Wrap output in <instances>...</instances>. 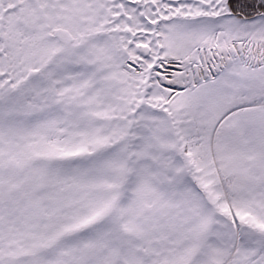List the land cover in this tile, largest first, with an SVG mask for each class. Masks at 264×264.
I'll return each mask as SVG.
<instances>
[{"label": "snow or ice", "instance_id": "6c2138e0", "mask_svg": "<svg viewBox=\"0 0 264 264\" xmlns=\"http://www.w3.org/2000/svg\"><path fill=\"white\" fill-rule=\"evenodd\" d=\"M0 264H264V0H0Z\"/></svg>", "mask_w": 264, "mask_h": 264}]
</instances>
